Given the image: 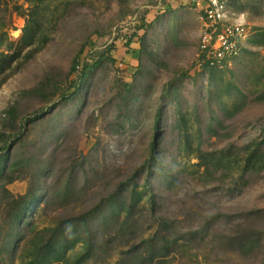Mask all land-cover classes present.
<instances>
[{"label": "rangeland", "instance_id": "rangeland-1", "mask_svg": "<svg viewBox=\"0 0 264 264\" xmlns=\"http://www.w3.org/2000/svg\"><path fill=\"white\" fill-rule=\"evenodd\" d=\"M226 1L200 68L193 0H0V264H264V0Z\"/></svg>", "mask_w": 264, "mask_h": 264}, {"label": "built area", "instance_id": "built-area-1", "mask_svg": "<svg viewBox=\"0 0 264 264\" xmlns=\"http://www.w3.org/2000/svg\"><path fill=\"white\" fill-rule=\"evenodd\" d=\"M202 13L203 31L199 67L220 68L238 57L246 48L250 31L245 23L234 19L226 0H193Z\"/></svg>", "mask_w": 264, "mask_h": 264}, {"label": "trees", "instance_id": "trees-1", "mask_svg": "<svg viewBox=\"0 0 264 264\" xmlns=\"http://www.w3.org/2000/svg\"><path fill=\"white\" fill-rule=\"evenodd\" d=\"M28 29L26 30L25 34L27 35L28 34ZM102 60L100 59L96 64H99ZM79 61L76 63V66L74 67L73 69V72H77L79 71ZM91 69H93L92 66L90 65H86L85 67V71L82 75V78H86L88 76V71H90ZM255 161L253 162H256L254 163V165L256 167H258L257 165L260 163L262 164L264 162V156H256L253 158ZM263 160V161H262ZM45 250V254L42 255V252H44ZM60 251L59 247H58V244H53V243H47L46 246L44 248H39L36 252V254H34L33 258L29 261V262H23V264H51V260H53V256L55 254H58ZM59 260V259H58ZM57 260V261H58ZM60 261V260H59Z\"/></svg>", "mask_w": 264, "mask_h": 264}]
</instances>
